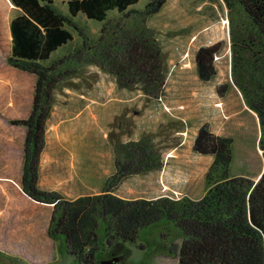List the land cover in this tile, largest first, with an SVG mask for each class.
Segmentation results:
<instances>
[{
	"label": "rangeland",
	"instance_id": "374dc122",
	"mask_svg": "<svg viewBox=\"0 0 264 264\" xmlns=\"http://www.w3.org/2000/svg\"><path fill=\"white\" fill-rule=\"evenodd\" d=\"M146 3L139 0L124 15L110 11L103 22L79 16L74 24L90 45L103 36L99 50L114 39L119 27L130 29L144 20L162 50L165 85L160 95L120 87L113 74L88 61L94 51L75 53L81 43L75 32L74 40L58 48L45 63L69 57L59 66L61 78L53 91L41 189L60 194L63 189L74 195L99 193L114 173V147L147 138L159 154L160 168L125 177L115 185L114 193L124 198H199L212 161L192 151L203 124L233 139L232 175L259 179L264 169L259 121L231 75L230 13L224 1L168 0L149 16L143 14ZM58 4L65 10L63 2ZM14 13L10 0H0V264H78L68 255L64 237L48 234L53 206L31 200L18 184L24 129L10 120L29 114L34 76L7 62ZM216 43H221L214 58L216 75L202 81L195 66L196 53ZM57 123L64 133L60 141L54 133ZM86 142L94 146L87 163L75 159L72 164L70 152H82L80 147ZM181 241L176 226L161 220L140 230L124 264H179ZM141 245L143 250L138 248ZM109 258V251H103L98 264Z\"/></svg>",
	"mask_w": 264,
	"mask_h": 264
},
{
	"label": "trees",
	"instance_id": "16d2710c",
	"mask_svg": "<svg viewBox=\"0 0 264 264\" xmlns=\"http://www.w3.org/2000/svg\"><path fill=\"white\" fill-rule=\"evenodd\" d=\"M138 1L10 0L15 13L7 62L34 76L29 114L10 120L24 129L19 187L31 200L53 206L48 234L63 236L68 255L78 264H98L103 251H109L116 264H124L140 230L161 220L172 222L181 232L179 264H264V169L257 181L232 175L233 139L215 134L207 124L198 128L192 144L197 155L212 157L199 198H124L114 193L125 177L160 168L159 154L147 138L114 147V173L99 193L69 199L38 185L53 91L61 78L59 66L69 57L45 63L74 40V32L81 39L75 53L94 51L88 61L113 74L120 87H138L149 96L163 91L162 50L144 20L130 29L119 27L114 39L99 50L103 36L90 45L74 24L79 16L103 22L110 11L124 15ZM167 1L147 0L143 14L158 13ZM223 1L230 13L231 75L258 118L264 157V0ZM220 51L221 43L197 51L199 79L209 81L216 75L214 58Z\"/></svg>",
	"mask_w": 264,
	"mask_h": 264
},
{
	"label": "crops",
	"instance_id": "0c3cea01",
	"mask_svg": "<svg viewBox=\"0 0 264 264\" xmlns=\"http://www.w3.org/2000/svg\"><path fill=\"white\" fill-rule=\"evenodd\" d=\"M85 128H87L88 129V127H85ZM48 129V128H47ZM54 133H55V139L56 140H58V141H60V140H63V135H64V133H63V131H62V129H61V124H55L54 125ZM48 131V130H47ZM47 137L48 136H46V144H45V147H44V150H43V152H42V155L44 154V152H45V150H46V147H47V145H48V141H47ZM82 147H80L81 149H82V152H80V150H77V151H71L70 152V155L72 156V164H74V160H75V162L76 161H78L80 164H86L87 163V160H88V156H89V154L92 152V150L94 149V146H93V143H89V142H86V143H83L82 145H81ZM21 151H22V149H21ZM76 154V155H75ZM42 155H41V160H40V171H39V179H38V185H39V187L40 188H42L41 186H40V175L42 174V172L44 171L43 170V166H42V164H43V162H42ZM47 171V170H46ZM87 174V173H86ZM9 181H11V182H14L12 179H9ZM58 191H60V190H58ZM61 193H62V195H70V196H74V197H78V196H80V195H84V194H78V195H74V194H71L70 192H68V191H66V190H63V189H61V191H60ZM27 196V195H26ZM28 197V196H27Z\"/></svg>",
	"mask_w": 264,
	"mask_h": 264
},
{
	"label": "water",
	"instance_id": "95a60500",
	"mask_svg": "<svg viewBox=\"0 0 264 264\" xmlns=\"http://www.w3.org/2000/svg\"><path fill=\"white\" fill-rule=\"evenodd\" d=\"M12 4V3H11ZM13 5V4H12ZM117 259L116 258H109L102 260L100 264H116Z\"/></svg>",
	"mask_w": 264,
	"mask_h": 264
}]
</instances>
